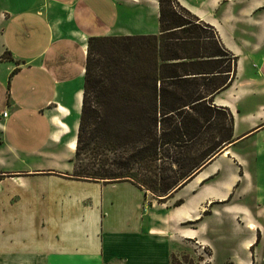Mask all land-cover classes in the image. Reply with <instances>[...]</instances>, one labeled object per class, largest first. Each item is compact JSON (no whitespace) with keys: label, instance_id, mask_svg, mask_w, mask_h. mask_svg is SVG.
I'll list each match as a JSON object with an SVG mask.
<instances>
[{"label":"crops","instance_id":"0c3cea01","mask_svg":"<svg viewBox=\"0 0 264 264\" xmlns=\"http://www.w3.org/2000/svg\"><path fill=\"white\" fill-rule=\"evenodd\" d=\"M177 1L236 57L234 81L213 98L232 115V142L158 203L128 182L62 176L72 169L88 39L156 35L157 1L0 0V264H171L180 240L198 264H237V225L264 264V1ZM29 210L34 250L23 245L27 229H12Z\"/></svg>","mask_w":264,"mask_h":264},{"label":"trees","instance_id":"16d2710c","mask_svg":"<svg viewBox=\"0 0 264 264\" xmlns=\"http://www.w3.org/2000/svg\"><path fill=\"white\" fill-rule=\"evenodd\" d=\"M156 1V35L88 39L72 169L62 176L128 182L163 203L232 142V115L213 98L234 81L236 57L177 0Z\"/></svg>","mask_w":264,"mask_h":264},{"label":"rangeland","instance_id":"374dc122","mask_svg":"<svg viewBox=\"0 0 264 264\" xmlns=\"http://www.w3.org/2000/svg\"><path fill=\"white\" fill-rule=\"evenodd\" d=\"M261 1L264 0H236V4L237 6H244L251 3H257L256 5H258V3H261ZM198 3V2H196ZM246 7V8H247ZM264 7V6H262ZM151 25V23H150ZM155 31H158V24H157V20H156V27H155ZM5 58H9L7 55L3 56ZM147 196V199L149 198V200H152V196L150 195L149 192H146L145 194ZM13 213L17 212L18 214H20V211H12ZM34 212V211H31ZM30 214V210L28 211V217H27V223L25 225L24 220H17L15 221V224L12 225V229L13 231H18L21 229L22 231L24 229H27V235L25 233H23V239H24V243L23 245L26 247L31 248L32 250H34V246H35V228H36V224H35V215H31ZM27 226V227H26ZM3 234H4V225H0V238H1V242L3 243ZM236 235H237V241H236V245H235V261L237 262V264H243V263H250V264H257L255 262V258H256V250H255V246H253L252 248H250L249 251L245 250L243 248V243L246 241H249V235H248V231L243 227V226H236ZM20 244V243H18ZM27 244V245H26ZM180 253L179 255H177L176 257L173 256L172 257V261L171 264H198L197 263V259H196V254H195V247L190 244L189 242H186L184 240H180ZM23 247V246H22ZM209 250L205 251V254H203L202 252H200V254L202 255L201 257H204L205 259H207V256L209 255ZM208 254V255H207Z\"/></svg>","mask_w":264,"mask_h":264},{"label":"built area","instance_id":"2783aa9c","mask_svg":"<svg viewBox=\"0 0 264 264\" xmlns=\"http://www.w3.org/2000/svg\"><path fill=\"white\" fill-rule=\"evenodd\" d=\"M2 116H3V117H6V113H3Z\"/></svg>","mask_w":264,"mask_h":264},{"label":"bare ground","instance_id":"6f19581e","mask_svg":"<svg viewBox=\"0 0 264 264\" xmlns=\"http://www.w3.org/2000/svg\"><path fill=\"white\" fill-rule=\"evenodd\" d=\"M247 228H249V227H247ZM251 228V227H250Z\"/></svg>","mask_w":264,"mask_h":264}]
</instances>
